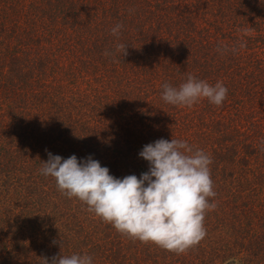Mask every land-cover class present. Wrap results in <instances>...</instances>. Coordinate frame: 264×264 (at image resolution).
Here are the masks:
<instances>
[{
    "label": "trees",
    "instance_id": "16d2710c",
    "mask_svg": "<svg viewBox=\"0 0 264 264\" xmlns=\"http://www.w3.org/2000/svg\"><path fill=\"white\" fill-rule=\"evenodd\" d=\"M189 74L222 82L223 106L165 103ZM172 138L210 155L217 193L184 254L118 233L40 173L51 153L140 178L144 146ZM262 141L264 0H0V264H264Z\"/></svg>",
    "mask_w": 264,
    "mask_h": 264
},
{
    "label": "clouds",
    "instance_id": "9594fccd",
    "mask_svg": "<svg viewBox=\"0 0 264 264\" xmlns=\"http://www.w3.org/2000/svg\"><path fill=\"white\" fill-rule=\"evenodd\" d=\"M122 28V24L114 26L111 34L118 38ZM246 46L245 41H239L232 48L222 45L217 51L235 54ZM116 52L126 56L127 45L118 44ZM227 95L222 82L213 86L189 74L178 87L165 83L162 100L172 106L191 108L206 99L222 107ZM48 156L40 173L54 178L62 194L78 199L88 212L133 241L151 243L180 255L206 237L204 221L207 212L217 207L210 202L217 193L211 178L213 161L204 150L194 149L183 140L160 139L145 145L140 152L149 163V171L140 178L128 175L122 179L112 176L107 167L91 157L81 162L75 155L67 159L51 153ZM51 264H93V258L87 254L60 255Z\"/></svg>",
    "mask_w": 264,
    "mask_h": 264
}]
</instances>
